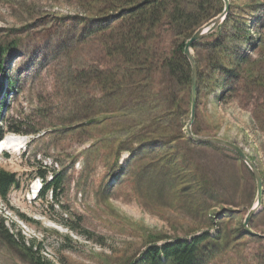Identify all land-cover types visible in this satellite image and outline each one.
I'll list each match as a JSON object with an SVG mask.
<instances>
[{
  "label": "rangeland",
  "instance_id": "obj_1",
  "mask_svg": "<svg viewBox=\"0 0 264 264\" xmlns=\"http://www.w3.org/2000/svg\"><path fill=\"white\" fill-rule=\"evenodd\" d=\"M232 1L250 26L237 49L251 74L223 78L220 89L197 98L193 126L200 136L240 146L262 173L261 209L249 228L264 235V19L261 1ZM79 12L75 0H0V44L16 42L3 57L0 139L13 131L20 136L11 145L5 138L0 148V168L16 174L20 187L0 197V264H135L152 241L200 233H207L209 244L226 242L204 264H264V237H250L242 227L256 201L255 182L233 153L199 147L187 155L204 160L201 168L217 195L196 210L172 203L173 182L161 180L156 172L162 170L142 172L145 163L135 162L127 174L126 152L115 168L82 153L93 140L84 134L88 120L78 101L95 89L79 87L74 76L96 65L98 48L90 39L80 42L78 23L59 24ZM38 173L46 181L59 176L55 197L34 196L42 183Z\"/></svg>",
  "mask_w": 264,
  "mask_h": 264
},
{
  "label": "trees",
  "instance_id": "obj_2",
  "mask_svg": "<svg viewBox=\"0 0 264 264\" xmlns=\"http://www.w3.org/2000/svg\"><path fill=\"white\" fill-rule=\"evenodd\" d=\"M75 1L81 15L66 17L59 24L78 23L83 27L80 42L90 39L98 48L96 65L79 68L74 76L79 87L95 89L80 95L78 101L88 120L83 127L84 134L88 135V140H93L82 153L98 155L106 162L110 160L108 166L115 168L120 155L126 152L127 158H131L128 159L130 164L124 165L127 174L129 166L138 162L145 163L142 172L162 170L156 172L163 176L161 180L173 182L172 186L170 184L174 189L172 203L185 202L195 210L202 208L205 202L217 196L216 190L201 168L204 160L198 158L197 161L193 156L187 159V155L192 152L195 155L199 147L230 151L194 142L185 130L190 114L191 72L183 48L198 28L221 12L223 2ZM259 1L264 19V0ZM229 3L224 21L192 46L197 65V98L220 89L223 78L230 79L234 75L238 80L251 74L250 63L237 49L247 42L250 26L246 17L238 14L241 6L232 0ZM244 5L253 9L251 3L244 2ZM235 15L234 23L227 28ZM15 43L0 44V76L5 73L6 50ZM259 45L263 50L264 31ZM241 65L245 68L233 74ZM13 85L11 80L7 82L8 87ZM192 132L198 135L193 125ZM37 176L42 181L40 196L49 192L55 197L60 187L59 176L52 175L49 181L45 180V173ZM12 189H19L18 178L0 168V197L6 200ZM18 215L27 221L22 214ZM2 228L0 221V234ZM207 240V233H200L189 239L175 238L160 244L152 241L135 264H204L214 257V251L226 245L215 238L213 245Z\"/></svg>",
  "mask_w": 264,
  "mask_h": 264
},
{
  "label": "water",
  "instance_id": "obj_3",
  "mask_svg": "<svg viewBox=\"0 0 264 264\" xmlns=\"http://www.w3.org/2000/svg\"><path fill=\"white\" fill-rule=\"evenodd\" d=\"M223 2V8L219 14L210 19L208 22L203 24L200 28H198L185 42L183 48V55L186 57L187 62L190 66L191 72V101H190V114L189 119L186 123L185 130L190 137V139L194 142L201 144H211L215 146L223 147L232 153H234L240 161L245 165L250 174L252 175L255 187H256V201L251 206V208L247 211L242 227L244 232L247 235L252 237H264L259 233L252 231L249 228V222L252 217L259 212L261 209L262 196H263V188H262V177L260 171L257 166L253 163V161L247 156L245 151L238 145L228 140L219 138L217 136H200L195 135L192 132V124L195 119V107L197 100V65L193 57L192 46L197 42L202 40L206 35L214 31L225 19L226 15L229 12L230 3L229 0H221Z\"/></svg>",
  "mask_w": 264,
  "mask_h": 264
},
{
  "label": "bare ground",
  "instance_id": "obj_4",
  "mask_svg": "<svg viewBox=\"0 0 264 264\" xmlns=\"http://www.w3.org/2000/svg\"><path fill=\"white\" fill-rule=\"evenodd\" d=\"M4 139H5L4 136L0 139V148L3 147V145H4ZM1 150L3 151L4 148H2Z\"/></svg>",
  "mask_w": 264,
  "mask_h": 264
}]
</instances>
